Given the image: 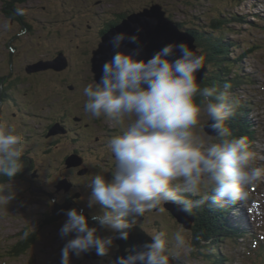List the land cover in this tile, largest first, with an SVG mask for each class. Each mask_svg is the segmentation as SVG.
<instances>
[{
    "label": "clouds",
    "instance_id": "obj_1",
    "mask_svg": "<svg viewBox=\"0 0 264 264\" xmlns=\"http://www.w3.org/2000/svg\"><path fill=\"white\" fill-rule=\"evenodd\" d=\"M125 39L136 43L139 37L118 33L110 41L113 49ZM177 51L179 57L172 59ZM139 54V50L115 51L102 65L100 81L83 88L84 110L92 118L129 120L123 134L109 141L116 161L113 178L106 179L100 167L90 180L89 207L96 202L104 206L91 218L118 237L98 236L83 211L71 209L60 235L75 237L61 250V264H71V256L92 249L98 256L108 255L115 238H129L135 221L128 217L145 216L168 202L189 214L206 203H235L245 197L247 188L264 182V164L257 165L248 138L234 136L228 126L239 108V100L227 91L232 85L226 82L221 92L197 80L205 56L183 42L164 46L150 59H139ZM204 117L215 135L203 131ZM23 149V134L0 121V176L13 181L22 171ZM13 199L15 191L8 188L7 194L0 193V206ZM150 235L151 243L129 250L134 254L119 257L115 264H171L174 259L186 264L194 250L181 230Z\"/></svg>",
    "mask_w": 264,
    "mask_h": 264
},
{
    "label": "rangeland",
    "instance_id": "obj_2",
    "mask_svg": "<svg viewBox=\"0 0 264 264\" xmlns=\"http://www.w3.org/2000/svg\"><path fill=\"white\" fill-rule=\"evenodd\" d=\"M21 1H15L13 4H15L18 11H21V4L26 13V19L34 24L35 29L34 33L30 32L21 38H17V41L15 40L13 44L29 48L34 47L37 42L40 44L38 46H41L40 48L45 50L44 55L50 54V56L51 54H57V52L64 48V50L70 53L71 62L65 70L49 68L48 70L39 71L37 75L35 73L27 74L21 70L20 75L24 78L25 82L19 85L20 90L17 95H19L21 107L24 109L18 112L16 117H11L12 110L10 109H8L7 114L5 111L3 113L1 121L15 126L17 131L23 134L25 150L29 151L32 148L31 146L36 143L35 150L37 154L32 153V156L36 161V167L39 169L38 171L32 172L31 170L30 172L32 178L37 180L34 182V187L44 186L48 188L55 195L54 199H56V202L46 194H35L30 191L29 182L24 180H13L10 184H6L0 189V193L6 191V194L8 188H12L15 191V199L9 205L0 206V264H61V250L67 240L75 237L74 233L64 238L60 235V229L68 219L66 215L67 211L77 209L78 211H83L84 214L90 212L93 215L100 214L104 209L99 202H96L92 207H88L89 202L93 199L90 180L94 175L100 173L101 169H98V172L89 178H82L83 175L79 174L78 170L74 172L75 177L62 175V178L60 176L61 180H69L68 182L72 186V189H70L74 192H82L80 188H76V183H84L83 198L80 202H86L84 204L86 205L85 210H81L78 206L71 207V202L65 203L62 201V198L67 197L68 191L63 188L58 189L57 185L59 181L54 182L50 177L47 178L46 175L50 172L51 176L55 173L58 174L56 170H59V168L56 167L55 171L52 170L54 166L60 165V162L55 161V159H59L64 165L61 157L72 151V144L68 137L65 136L66 134L59 132L60 136H64L63 140H60L59 144L50 145L44 131L47 130V126L54 123L56 118L59 117L61 113L60 107L63 105L70 106L75 115L85 117L86 120L83 118L77 120V124L71 121L74 125L82 126L84 123L93 126L97 125L98 129H101V132H105L106 129L114 128L120 123L117 121L113 122L108 117L92 118L84 110L86 97L83 96V88L88 84H95L96 81L92 72V65L88 60L92 55V46L98 45V40L101 39V27L99 25L103 22V18L106 20L111 18L113 9L115 8L127 6L137 9L140 5L144 4L146 5L143 8L152 6L153 4H160L163 5L169 17L177 22L186 26L189 22L193 21L195 25L203 28L211 26V19L225 20L229 18L225 25L227 31L225 36L232 40H238L241 45L240 48L237 47L232 51L237 60H240L243 52L242 49L246 47L247 43L260 45L248 58L242 60V68L244 70L241 73L246 78L245 81L237 84L235 79L236 72L233 69L228 79L235 86H232L227 91L229 96H234L239 100V103L245 106L249 111L248 115L251 122L259 127L256 129L257 134L253 139L252 148L257 153V158L264 156V26L262 27L263 30L261 29L260 31L258 29L260 22L253 20L252 16L258 12L264 15V0H242V2L241 0ZM6 5L5 1L0 0V46L7 45V42L13 38L14 34L21 27L20 24H16V21L12 22L9 14L6 12L8 10L4 9ZM58 9L65 10L69 15L57 12ZM136 11L133 9L129 14ZM100 15H102L101 21L99 19ZM66 17H69L68 22H61ZM233 18L238 21L233 22ZM241 18H246V20L243 22L239 21ZM42 21L43 25L40 24ZM57 27H61L62 31L51 34L50 32ZM97 27H99L98 30L94 32ZM8 30L10 31L8 32ZM59 34H61V37ZM31 40H35L36 42ZM6 51L7 48L0 47V64H2L1 55L5 54ZM37 55H39V51ZM21 59L23 65L28 66L33 63L35 55L32 59L30 56L29 59L21 56ZM3 67L4 65L1 66V68ZM26 111L34 115H28L24 118L23 115ZM96 121H98L97 124L95 123ZM123 122H125L126 126L124 127L126 129L129 123L128 118H124ZM205 122H208L207 117L201 119L200 126L207 133L204 129ZM231 122L232 120L230 119L228 124H231ZM85 131L90 133V129ZM31 134L34 140L26 139ZM69 135H72V133L69 132ZM92 137L95 136H91L90 138ZM108 140L109 138L104 137L102 143H106ZM213 141H215L214 136ZM91 143L93 142L86 144V146L91 145ZM106 146L108 147V145ZM42 151L45 153L40 156L39 154ZM106 155L108 157L113 155L109 147ZM110 159L111 161H115L114 155ZM94 161L95 159L90 157V162L93 163ZM256 163L257 165L264 164V159L259 158L256 160ZM68 167L65 169L70 170ZM115 167L111 171L105 170L104 175L106 179H112L111 174H114ZM248 199H250L249 203ZM242 200L244 205L240 206L245 208L247 221L250 224L251 230L258 228L260 231L262 229L261 233L264 235V182L253 184L247 188L246 195ZM57 203L60 208H64L61 215H55L53 211ZM51 213L55 215L52 220L53 224H48L49 221L45 219L49 218ZM137 218L139 223L151 234L159 231L171 234L176 230H181L189 237L192 247L198 241V237H195L191 230H188V228L178 222L164 206L151 210L143 218L141 216ZM90 219L88 221L89 226L97 228L98 236H116L111 230L100 226L98 222ZM31 224L35 227L37 226L40 233V237L33 246L19 258L5 256L8 255L7 251L11 246L21 237V231ZM162 224L169 226L171 229L163 230L160 227ZM261 233L259 236L254 235L248 245L249 241L242 242L240 240L239 243L243 248L237 249L229 241L221 245L223 251L228 253V256L232 260L228 264H264V236ZM202 244H204V241H202ZM199 247L201 248V246ZM244 247H247V249L245 250ZM118 248L119 245L115 238L108 255L90 257L92 251H88L79 257L75 255L71 256V264H114V256ZM195 248L197 247L194 245V250ZM194 250L186 262H196L194 264L213 263L212 259L206 261L203 256L194 257ZM178 260L185 263L183 259Z\"/></svg>",
    "mask_w": 264,
    "mask_h": 264
},
{
    "label": "trees",
    "instance_id": "obj_3",
    "mask_svg": "<svg viewBox=\"0 0 264 264\" xmlns=\"http://www.w3.org/2000/svg\"><path fill=\"white\" fill-rule=\"evenodd\" d=\"M7 1L8 0H5V2L7 3L6 6L12 8L11 9L12 18L13 17L15 18V21L17 22L16 24L21 25L19 31H17L16 34H14L13 38L17 41V38H21L25 34H28L30 32L34 33V29H35L34 24L30 20L26 19V13L21 7V4H20V10L22 12L18 11L17 7H15V4H13L15 1H19V0H12L11 3H8ZM144 5H140L139 8L137 9H135L134 7L129 8L127 6L113 9V15L111 16V18L108 20L103 18V22H101L99 25V27H101L100 36L104 33L107 27L109 28L111 26L117 25L123 20L125 16H128L129 12L133 11V9L136 11L138 9L143 8ZM61 11L62 13L67 14L65 10H61ZM99 19L101 21L102 15L99 16ZM178 23L181 26H183L182 28L188 30L197 38V43L199 44V47L203 50V52L206 55L205 62L207 64L208 70H207V75L205 76L202 82V85L215 86L219 89V91L223 92L224 91L223 85L226 82L231 84L228 78H230L229 76L232 74V70H233L232 66H234L233 63L231 64L230 62L227 61L229 60L228 55L231 48L230 45H228V43L225 41V35L221 33V31L225 30V28L223 27L225 25V22L219 19L214 20L212 22V30H208L209 27L207 28L199 27L195 25L193 21L189 22V24H187L186 26L180 22ZM99 27H97L96 30ZM11 41L10 42L13 43V39ZM31 41L36 42L35 40H31ZM12 70L10 71V73L12 72ZM235 75L236 77L238 76L237 79L241 77L240 73L237 71ZM5 77L7 78L6 81L3 80L2 82L3 84L0 83V93L2 92L3 88L5 89V91H7L13 86L16 87L21 80L20 76L19 78L18 77L11 78V76L5 75ZM231 85L235 86L234 84ZM237 113L238 115H242L243 117L242 108L238 110ZM238 119L241 121H239ZM238 119H234V121H232L231 124H228V126L230 127L231 130H233L234 136L237 137H239L240 135L246 136L248 134L246 131V127L244 125V124L247 125L246 115L242 119H240V117H238ZM235 127H238L240 132H238ZM253 135L254 133L250 135V139L253 138ZM21 159L23 161L24 167L22 171L13 180H17V181L24 180L29 182V190L35 193L36 191L34 190L33 186H34V182H36L37 180L36 179L34 180L32 178L30 172L33 169L32 167L34 165L36 166V164L31 165V167H29L30 160L23 156L21 157ZM10 182L12 181H10L8 177L0 176V189L4 187V185L6 184H10ZM187 195H189V198L191 199H200L199 196L194 197L191 196L190 194ZM147 213L148 212H146L145 214ZM192 214L195 216L192 232L195 235V237H198V241L194 243V245L197 247L194 250V254H195L194 256L198 257L199 255H201L204 258H211L213 256V253L209 247L213 245V243L216 244L218 242L217 240H215V238L221 235L219 232L222 231L223 229L226 230V232L228 233H231V231L232 234L237 233L232 223H229L230 220L228 219L227 208L225 210V208H223L222 205L220 204L212 206L209 203H206L202 208L194 209ZM54 216L55 215L51 213V216L49 218L47 219L43 218V219L49 221L48 224L50 223L53 224L52 220L54 219L53 218ZM128 219L131 220V217H128ZM160 227H162L163 230L171 229L169 226L164 224H162V226ZM218 228L220 230H218ZM201 232H203L204 234L202 235ZM20 234L22 239L20 237V240L14 243L7 252L10 253L8 255L14 258L19 257L21 254L27 252L40 237L38 228L34 227L33 224H31V226H26L21 231ZM203 240L205 241L204 244H202ZM194 245H193V249H194ZM199 246H201V248ZM216 255L219 258L220 254L218 251L216 252Z\"/></svg>",
    "mask_w": 264,
    "mask_h": 264
},
{
    "label": "flooded vegetation",
    "instance_id": "obj_4",
    "mask_svg": "<svg viewBox=\"0 0 264 264\" xmlns=\"http://www.w3.org/2000/svg\"><path fill=\"white\" fill-rule=\"evenodd\" d=\"M2 1H5V0H2ZM22 1H27V0H22ZM7 2L11 3L12 0H8ZM4 9L8 10L6 12L12 18V12H11L12 8L6 6V7H4ZM14 21H15V18L13 17L12 22H14ZM55 25H57V24H55ZM61 31H62V28L57 27L56 29H54L50 33L51 34L52 33H60ZM59 35L61 36V34H59ZM9 44L8 45H2L3 48H7V51L5 52V54L1 55L2 56L1 57V60H2L1 66L4 65V67L1 68V66H0V70L7 71L8 68L10 66H12L13 70L9 74V75H11V78H16V77L19 78V76H20V79H22V76L20 75L21 70L26 71L27 67L30 65L29 64L28 66L27 65L24 66L22 59H21V56H25L26 59H29V56H30V58L32 59L35 55V59H34L33 63H36L38 60L40 61V60L53 59L61 51H63L65 53V55L67 56V59L69 62L66 64L67 66H65L64 68H62L60 70L67 69L70 65V62H71V55H70V53L67 52V50H64V48L62 50H60L59 52H57V54H51V56H50V54L44 55L45 50L44 49L42 50L40 48L41 46H38V45H36V46L34 45V47L23 48L20 45H12V44L9 45ZM97 47H98V45L92 46V49H91L92 55H94V50ZM31 49H33V51H31ZM38 51H39V55H37ZM92 55H91V58L88 60V62L91 63V65H92V62H91L92 61ZM42 70H48V69H39V70L37 69L31 73H35L37 75L38 72L42 71ZM5 81H6V78H5ZM3 87H4V85H3ZM15 97H16L15 94H12L10 90L5 91L4 88L2 89V92L0 93V117H3L4 111L7 114L8 109L12 110L11 111L12 112L11 117L17 116V113L14 111L13 107L9 104V100L14 99ZM15 107H17L18 109H24L23 107H21V104L15 105ZM60 109H61V113H60L59 117L56 118V121L54 123L47 126V130L44 131L45 137L49 140L50 145L59 144L58 142L60 140H63L64 136H62V135L60 136L57 133L50 134L51 130L52 131L53 130L54 131L59 130V132L66 134L65 136L68 137V139L71 141L72 151L70 153L69 152L66 153L64 156L61 157L64 165L62 164V162L59 159H55V161L60 162V165L54 166V169H52V170L55 171L56 167L59 168V170H56L58 174L55 173L53 176H51L52 174L50 172L49 174L46 175L47 178L50 177V179H52V181H54V182L59 181V183L57 185V186H59V184L61 182L60 176L62 177V175H69L70 177H75L74 172H76L77 170H78L77 172L79 174L81 173L83 175L82 178H89L94 173L98 172L97 170L101 169L100 167H102L104 170L108 169V171L110 169H112L110 159H109L108 155H106V153L108 152V147L106 146L105 142L102 143V139L104 137L108 138V136L112 134V131H110L109 129H106L105 132H101V129H98L97 125L93 126V125H89L88 123H84L82 126L74 125V123H76V124L78 123L77 120H79L81 118L85 119V117L75 115L73 109L70 106L63 105L60 107ZM27 114L34 115V114L28 113V112H27ZM48 119H50V117H48ZM68 121H70V122H68ZM71 121H73L74 123H72ZM95 123L97 124L98 121H96ZM56 124H60L62 129H59L58 127L55 128L54 126ZM87 129H90V133H87L85 131ZM69 132H71L72 135H69ZM78 133H80V134H78ZM120 134H122V131H120ZM91 136H95V137L90 138ZM79 142H82V144L76 145ZM90 142H93V143H91V145L86 146V144H89ZM94 142H96V143H94ZM73 153H77L79 156H81L80 164H78V165L74 164V165L69 166L67 164L66 160ZM87 157L94 158L95 161L93 163H91L87 160ZM29 165H30L29 167H31V165H34V162L31 160L29 162ZM66 167L70 168V170H66L65 169ZM32 168H33L32 172L35 170L38 171V169H39L35 165ZM76 184H77L76 188H80L82 190V192L71 191L72 186H71V183L69 182L68 188L63 187V189L68 191V192L66 194L67 197L62 198V201H64L65 203L71 202L72 203L71 207L78 206L80 208H84V206L82 204H85V202L84 201L80 202V200H82V198H83L84 183H76ZM41 187L44 188L48 192V194H46V195H48L51 199L53 198L52 200L54 202H56V199H54L55 195L50 194L53 192L44 186H41ZM87 214H89V213L88 212L85 213L86 217H87ZM115 237H117V234ZM116 241H117V238H116ZM128 249H131V248L129 247Z\"/></svg>",
    "mask_w": 264,
    "mask_h": 264
},
{
    "label": "water",
    "instance_id": "obj_5",
    "mask_svg": "<svg viewBox=\"0 0 264 264\" xmlns=\"http://www.w3.org/2000/svg\"><path fill=\"white\" fill-rule=\"evenodd\" d=\"M118 33H125L128 37L137 35L139 39L136 43H132L128 39H125V41L122 42L121 47L114 50L110 41L112 40V37ZM181 42L187 43L190 48L203 54L195 43L194 36L185 32L178 22L170 18L163 5L153 4L152 6L133 12L125 17L120 23L108 30V32H106L103 36V40L99 43V47L94 50V55L92 57V71L94 73V78L97 82L100 81L102 75V65L111 60L115 51L127 53L133 50H139L140 54L138 58L146 60L150 59L164 46ZM179 55L180 54L177 51L176 57L171 58H178ZM66 64L67 61L60 57L51 63H40L38 70L50 67L62 69ZM205 70L206 67L204 66V68L197 73L198 82H203L206 73ZM209 123L205 125V129L210 134H215L212 129L208 127ZM69 163L70 165L77 164V162L73 160V157L70 158ZM65 185L67 186V183L62 182L60 186L63 187ZM171 211L177 219L184 224V226L189 229L192 227V216H189L188 213L180 211L178 207L171 208ZM129 232L130 235L127 240L118 238L120 250L116 256V260L119 257H126L129 254H134V252L126 250L127 246H131V250H139L145 243L152 242L150 237L139 228L137 229L132 227ZM171 264H175L173 260L171 261Z\"/></svg>",
    "mask_w": 264,
    "mask_h": 264
},
{
    "label": "bare ground",
    "instance_id": "obj_6",
    "mask_svg": "<svg viewBox=\"0 0 264 264\" xmlns=\"http://www.w3.org/2000/svg\"><path fill=\"white\" fill-rule=\"evenodd\" d=\"M231 50L233 51V49L231 48ZM243 62L241 61V59L240 60H237L236 61V63L234 64V66L236 67L235 68V70L237 71V72H239V70L242 72V70H244V68H242L243 66ZM226 68V67H225ZM232 78V77H231ZM6 102V101H5ZM4 102V103H5ZM16 113H17V111H15ZM53 133H51V134H54V133H57V134H59L58 132H59V130L58 131H52ZM78 134H80V133H78ZM81 137V136H80ZM219 222V221H218ZM229 223H232L231 221L229 222ZM218 230H220L219 228H218ZM220 234H222V235H226V230H222V231H220L219 232ZM231 234H232V231H231ZM218 247H219V245L218 244H214V246H213V248H212V253H213V255L216 253V251H217V249H218ZM213 261H215V259H213Z\"/></svg>",
    "mask_w": 264,
    "mask_h": 264
}]
</instances>
